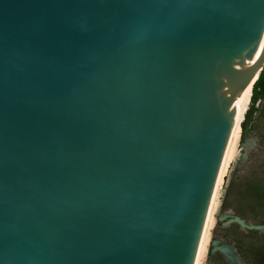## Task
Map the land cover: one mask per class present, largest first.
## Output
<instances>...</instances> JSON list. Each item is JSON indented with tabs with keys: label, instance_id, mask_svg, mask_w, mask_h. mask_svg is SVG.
<instances>
[{
	"label": "water",
	"instance_id": "95a60500",
	"mask_svg": "<svg viewBox=\"0 0 264 264\" xmlns=\"http://www.w3.org/2000/svg\"><path fill=\"white\" fill-rule=\"evenodd\" d=\"M264 0H0V264H196Z\"/></svg>",
	"mask_w": 264,
	"mask_h": 264
},
{
	"label": "rangeland",
	"instance_id": "374dc122",
	"mask_svg": "<svg viewBox=\"0 0 264 264\" xmlns=\"http://www.w3.org/2000/svg\"><path fill=\"white\" fill-rule=\"evenodd\" d=\"M247 110L199 264H264V99Z\"/></svg>",
	"mask_w": 264,
	"mask_h": 264
},
{
	"label": "bare ground",
	"instance_id": "6f19581e",
	"mask_svg": "<svg viewBox=\"0 0 264 264\" xmlns=\"http://www.w3.org/2000/svg\"><path fill=\"white\" fill-rule=\"evenodd\" d=\"M257 77H258V75H257ZM250 96H251V89H250V91L247 95V98H246V100H245V102H244V104H243V106H242V108L238 114L234 129H233V132H232V135L230 138L228 149H227V152L225 155V159H224V162L222 165L220 176H219V179L217 182L215 193H214V196L212 199V203H211L210 210H209L207 220H206V224L204 227V231H203V235H202V239H201V243H200V247H199V251H198V255H197L196 264H199V260L205 252L206 244L208 242L209 230H210L212 223H213V215H214V212H215L217 204H218L217 199H218V192H219L220 184L222 182V178L224 176L225 169H226L227 165L229 164L230 160L232 159V157L234 155V150L237 146V140H238V137H239V134L241 131L240 124H241L243 117H244V114L247 110V106H248L249 101H250Z\"/></svg>",
	"mask_w": 264,
	"mask_h": 264
},
{
	"label": "trees",
	"instance_id": "16d2710c",
	"mask_svg": "<svg viewBox=\"0 0 264 264\" xmlns=\"http://www.w3.org/2000/svg\"><path fill=\"white\" fill-rule=\"evenodd\" d=\"M263 79H264V71H260L257 80L252 86L251 96H250L251 103H253L256 100L257 96H260L264 99L263 82H262ZM247 115H248V110H246L244 114L245 118L247 117ZM241 129H243L242 124H241Z\"/></svg>",
	"mask_w": 264,
	"mask_h": 264
}]
</instances>
